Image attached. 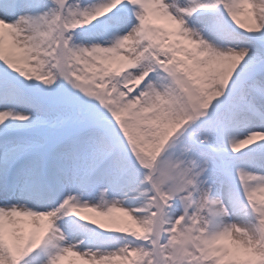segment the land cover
I'll use <instances>...</instances> for the list:
<instances>
[{"label": "snow or ice", "instance_id": "6c2138e0", "mask_svg": "<svg viewBox=\"0 0 264 264\" xmlns=\"http://www.w3.org/2000/svg\"><path fill=\"white\" fill-rule=\"evenodd\" d=\"M0 264H264V0H0Z\"/></svg>", "mask_w": 264, "mask_h": 264}]
</instances>
